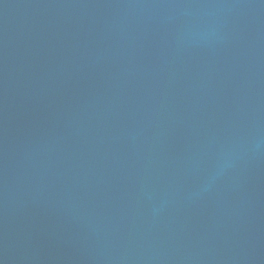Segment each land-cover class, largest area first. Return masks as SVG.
<instances>
[{
	"label": "water",
	"instance_id": "95a60500",
	"mask_svg": "<svg viewBox=\"0 0 264 264\" xmlns=\"http://www.w3.org/2000/svg\"><path fill=\"white\" fill-rule=\"evenodd\" d=\"M0 264H264V0H0Z\"/></svg>",
	"mask_w": 264,
	"mask_h": 264
}]
</instances>
